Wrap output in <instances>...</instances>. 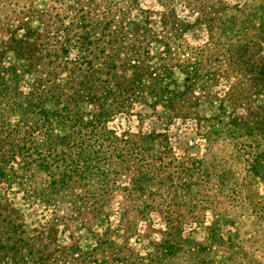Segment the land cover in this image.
Instances as JSON below:
<instances>
[{"label":"trees","instance_id":"1","mask_svg":"<svg viewBox=\"0 0 264 264\" xmlns=\"http://www.w3.org/2000/svg\"><path fill=\"white\" fill-rule=\"evenodd\" d=\"M116 1L95 4L105 5L102 11L82 6L66 25L44 13L39 30L22 18L23 38L0 17V264H136L124 245L107 236L86 250L61 245L58 225L69 212L105 213L103 196L112 185L102 168L112 161L138 171L125 190L142 195L141 211L159 209L145 196L147 183L159 176L148 153L162 134L135 138L118 133L110 123L150 118L159 108L170 113L169 122L191 115L200 69L166 41L187 32L189 25L163 15L155 27L145 18L129 17ZM6 29L9 37L2 34ZM161 42L166 49L153 54ZM256 47L241 39L227 43L223 63L264 89V54ZM9 51L12 60L5 64ZM247 131L264 136V121L248 123ZM253 162V168L264 165V153ZM190 187L161 182L156 192L179 195ZM20 193L25 202L45 208L64 203L66 213L54 211L47 222L31 228L13 197ZM160 216L165 230L151 243L152 261H171L185 250L196 260L201 245L174 227L178 220L173 213L161 211ZM212 236L218 239L216 246L224 244L215 230Z\"/></svg>","mask_w":264,"mask_h":264},{"label":"rangeland","instance_id":"2","mask_svg":"<svg viewBox=\"0 0 264 264\" xmlns=\"http://www.w3.org/2000/svg\"><path fill=\"white\" fill-rule=\"evenodd\" d=\"M105 1L0 0V17L23 38L22 18L29 28L38 30L43 28L44 13L58 25H66L75 10L93 5L102 11L105 5L95 4ZM115 5L126 8L129 17L145 18L155 27L163 15L168 21L189 25L187 32L166 41L183 60L200 69L192 94L194 107L191 115L173 122H169L170 113L159 108L150 118L132 116L110 123L118 133L135 138L162 134L148 153L154 157L148 159L159 180L147 183L145 196L161 210L141 211L142 195L125 190L138 175L135 167L125 168L115 161L103 164L112 185L103 196L105 213L69 212L71 217L58 225L60 244L86 250L98 237L107 236L124 245L136 264H264V165L253 168L254 157L264 153V136L247 131L248 123L264 121V89L251 86L247 75L223 63L227 43L240 39L257 43L264 54V0H117ZM2 34L9 37L8 29ZM165 49L161 42L151 51L156 55ZM12 56L7 52L5 64ZM161 182L191 187L179 195L164 190L159 196L156 190ZM13 197L31 228L47 222L54 211L66 213L64 203L57 209L45 208L33 200L25 202L21 193ZM161 211L173 213L178 220L174 227L201 245L195 251L196 260L185 250L171 261H152L151 243L165 230ZM213 230L224 239L221 247L216 246Z\"/></svg>","mask_w":264,"mask_h":264}]
</instances>
